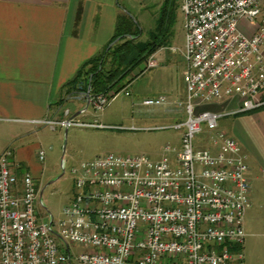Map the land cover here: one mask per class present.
Here are the masks:
<instances>
[{
	"label": "built area",
	"instance_id": "1",
	"mask_svg": "<svg viewBox=\"0 0 264 264\" xmlns=\"http://www.w3.org/2000/svg\"><path fill=\"white\" fill-rule=\"evenodd\" d=\"M261 1L179 0L186 119L172 126L184 130L173 161L105 154L80 163L71 169L73 199L55 221L39 212L46 208L32 175L15 173L10 149L0 154V264H71L69 244L84 249L74 258L81 264H243L248 169L218 120L264 107ZM241 21L254 24L251 36L240 31ZM83 97L95 113L108 103L107 95ZM167 103L163 96L141 101L147 108ZM42 124L98 127L75 118ZM201 124L207 148L195 146Z\"/></svg>",
	"mask_w": 264,
	"mask_h": 264
},
{
	"label": "crops",
	"instance_id": "2",
	"mask_svg": "<svg viewBox=\"0 0 264 264\" xmlns=\"http://www.w3.org/2000/svg\"><path fill=\"white\" fill-rule=\"evenodd\" d=\"M120 1L0 0V152L12 144L16 174L26 170L39 182L26 144H42L43 128L54 131L43 121L88 118L83 93L65 85L112 38ZM166 98L167 110L176 99ZM222 119L248 169L243 264H264V107Z\"/></svg>",
	"mask_w": 264,
	"mask_h": 264
},
{
	"label": "rangeland",
	"instance_id": "3",
	"mask_svg": "<svg viewBox=\"0 0 264 264\" xmlns=\"http://www.w3.org/2000/svg\"><path fill=\"white\" fill-rule=\"evenodd\" d=\"M164 1L122 0L119 2L118 8L122 14L127 15L139 28L140 36L136 38V41L140 44L149 42L156 35ZM259 9L260 16L264 18V0L260 2ZM172 12L174 19L171 20V26L166 34L167 44L135 71L138 77L117 94L108 95L107 105L98 113L93 111L82 95L85 101L81 105L87 109L88 118L78 120L90 123L96 120L97 128L57 126L54 131L43 128L42 144H26L31 147L32 161L40 171L39 182L36 181V184L41 194L40 199L46 208L44 210L40 208L41 206L39 207L42 215L50 214L55 221L60 218L61 210L71 202L75 192L71 169L82 162L105 154L144 155L152 161L165 155L173 161L175 153L181 148L184 130L183 128L176 130L172 126L181 124L186 119L183 105H181L185 97L183 83L185 62L182 57L184 33L179 0H174ZM259 22L260 19L257 18L256 23L259 24ZM239 29L246 36H251L255 26L241 21ZM170 48L175 49V52H172ZM164 57L167 58L166 61ZM149 60L155 63L154 67L147 65ZM169 95L176 99L171 109L166 110L169 103L151 108L141 105L143 99ZM261 97H264V93ZM204 109L218 111L221 107L208 106ZM226 123L224 119L218 120V127L224 134H226L224 128ZM201 128L202 132L196 137L195 146L207 148L210 145L208 144L209 135L207 136L204 124H201ZM11 145L6 144L5 149L12 151ZM166 146L174 149V152H165ZM39 151L44 152L43 161L38 160ZM10 160L13 161V157ZM20 170L22 171L23 168ZM69 248L72 256L71 264H81L74 258L84 249L76 244H69Z\"/></svg>",
	"mask_w": 264,
	"mask_h": 264
},
{
	"label": "trees",
	"instance_id": "4",
	"mask_svg": "<svg viewBox=\"0 0 264 264\" xmlns=\"http://www.w3.org/2000/svg\"><path fill=\"white\" fill-rule=\"evenodd\" d=\"M173 2L164 1L156 35L145 44L136 41L140 36L138 26L127 15L119 14L108 44L97 56L80 67L75 77L65 85L67 90L79 93L89 91L91 96H112L129 85L139 76L135 71L167 44L166 34L174 19Z\"/></svg>",
	"mask_w": 264,
	"mask_h": 264
}]
</instances>
